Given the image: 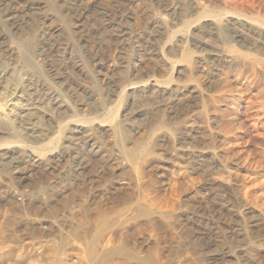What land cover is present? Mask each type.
<instances>
[{
  "label": "rangeland",
  "instance_id": "1",
  "mask_svg": "<svg viewBox=\"0 0 264 264\" xmlns=\"http://www.w3.org/2000/svg\"><path fill=\"white\" fill-rule=\"evenodd\" d=\"M206 1L0 0V264H264V69Z\"/></svg>",
  "mask_w": 264,
  "mask_h": 264
},
{
  "label": "bare ground",
  "instance_id": "2",
  "mask_svg": "<svg viewBox=\"0 0 264 264\" xmlns=\"http://www.w3.org/2000/svg\"><path fill=\"white\" fill-rule=\"evenodd\" d=\"M183 1V0H182ZM187 1V0H186ZM191 1V0H190ZM208 2H210V5L211 3H216L218 1V3H216L215 5H211L213 6V8H208V9H203L199 15H201V17H203V19H205V21H208V26L210 27V24L214 21H217L216 23H218V19L221 20V19H224L223 17L225 16L226 18H228L227 20V23L225 25H223L224 29L228 30L229 32H231V34L233 35V37L237 38V42L240 44V46L242 47L240 49L239 52H237L235 54V56L240 59L241 61H243V63L246 62V64H248L251 68V66L253 65H256V66H259L261 68L262 71L260 72H263V69H264V57H257L256 56H253V51L252 53L249 52V51H246L244 50L245 48L246 49H253L255 46L257 47L258 46V43L261 42L263 39H264V19L260 18V14L264 15V0H258V1H252L250 5H245L244 2L242 0H207ZM206 1V2H207ZM181 2V1H180ZM205 2V3H206ZM191 4H194V3H191ZM196 4V3H195ZM208 6V5H207ZM179 8L175 7L177 9V12H175L176 16H177V20H180L185 18L186 17V11L189 9H187V4L185 5L184 3L181 2V4L178 5ZM193 7V6H192ZM195 9V8H194ZM199 9V8H198ZM190 10V9H189ZM192 10V9H191ZM196 10V9H195ZM194 13V12H193ZM192 14V13H191ZM187 15H188V12H187ZM179 16V17H178ZM190 17V16H189ZM192 17V16H191ZM263 17V16H262ZM200 18V17H198ZM202 19V18H201ZM165 20V19H164ZM1 21V20H0ZM157 21V20H156ZM161 21V19H160ZM189 19L187 20L186 18L181 22L186 25L188 23ZM195 21V20H194ZM200 21V20H199ZM223 21V20H221ZM221 21H219L221 23ZM225 21V20H224ZM159 22V21H158ZM162 22V21H161ZM160 22V23H161ZM179 22V21H178ZM173 23V22H172ZM158 25V24H157ZM162 25V24H161ZM165 25V24H164ZM170 25V24H169ZM179 25V24H178ZM173 26V25H171ZM202 26V24H201ZM219 26V24H218ZM165 27V26H164ZM189 27V26H187ZM207 27V26H206ZM212 27V26H211ZM222 27V29H223ZM239 27H243L245 28L247 31H248V35L247 37L245 36H242L240 29ZM163 28V27H162ZM174 28V26H173ZM172 28V29H173ZM201 28H204V27H201ZM154 30L155 29V26L153 27ZM152 29V30H153ZM166 29V28H164ZM168 29V28H167ZM166 29V30H167ZM206 29V28H204ZM216 29V28H215ZM214 29V30H215ZM221 29V28H219ZM239 29V30H238ZM149 30V29H148ZM175 30V29H174ZM172 30V31H174ZM187 32L188 29H186ZM210 30V28H209ZM213 30V29H212ZM183 31V30H182ZM153 32V31H152ZM155 32V31H154ZM153 32V33H154ZM160 32V31H159ZM168 32V31H167ZM171 32V31H170ZM212 32V31H211ZM7 33V32H6ZM152 33V34H153ZM156 33V32H155ZM161 33V32H160ZM174 33V32H173ZM190 33V32H189ZM193 33V32H192ZM190 33V35L192 34ZM158 34V33H157ZM162 34V33H161ZM183 34V32H182ZM187 34V33H186ZM244 34V33H243ZM160 35V34H159ZM172 35H175V34H172ZM184 35V34H183ZM154 36V35H153ZM158 36V35H157ZM164 36V35H163ZM167 36V34L165 35ZM170 36V35H169ZM186 35H184L185 37ZM187 36H189L187 34ZM156 37V36H155ZM180 37V36H179ZM164 38V37H162ZM170 38V37H169ZM167 37V39H169ZM189 38V37H187ZM193 38V36H192ZM261 38V39H260ZM158 39V38H157ZM182 39V38H181ZM259 39V40H257ZM15 40V39H14ZM189 40V39H187ZM193 40V39H192ZM161 41V40H160ZM159 41V42H160ZM180 41V40H179ZM183 41V40H182ZM191 41V40H190ZM17 42V41H16ZM23 42V41H22ZM197 42V41H196ZM258 42V43H257ZM263 42V41H262ZM167 43V42H166ZM198 43V42H197ZM192 44L195 45L194 47H196V43L195 41H192ZM238 44V45H239ZM23 45V44H22ZM161 45V44H160ZM163 45V44H162ZM263 45V44H262ZM19 46V45H18ZM158 46V45H157ZM156 46V47H157ZM199 46V45H198ZM264 46V45H263ZM22 47V46H21ZM158 47H161V46H158ZM184 47V46H183ZM193 47V46H192ZM239 47V46H238ZM237 47V48H238ZM169 48V47H168ZM182 48V47H181ZM191 48V47H190ZM190 48H183L182 50V61L184 62H189L191 61L190 58H191V50ZM230 48V47H229ZM227 48V49H229ZM258 48V47H257ZM157 49V48H156ZM180 49V47H179ZM178 49V50H179ZM224 49V48H223ZM222 49V50H223ZM226 49V48H225ZM226 49V50H227ZM172 50V49H171ZM203 50V49H202ZM255 50V49H253ZM261 50V49H260ZM259 50V51H260ZM199 51V50H198ZM230 51V49H229ZM227 52L228 53H231L230 52ZM233 51V49H232ZM236 51V50H235ZM33 52V51H32ZM178 52V51H177ZM210 52L214 55V54H220L219 51H214V50H210ZM223 51H221L222 53ZM225 52V50H224ZM157 53V52H156ZM255 53V52H254ZM258 53V52H257ZM256 53V54H257ZM263 53V52H261ZM28 54V53H27ZM226 54V56H227ZM224 55V54H223ZM229 55V54H228ZM231 55V54H230ZM228 57V56H227ZM234 57V56H233ZM229 58V57H228ZM235 59V58H234ZM233 59V60H234ZM237 59V60H238ZM235 60V62L237 61ZM181 61V60H180ZM166 63V62H165ZM187 64V63H186ZM245 64V65H246ZM239 65V64H238ZM244 65V66H245ZM174 67V66H173ZM241 67V66H240ZM263 67V69H262ZM246 69H248L247 67H244ZM258 68V70L260 69ZM249 70V69H248ZM254 70V69H253ZM257 70V71H258ZM253 72V71H252ZM168 84V83H166ZM224 88V87H223ZM222 88V89H223ZM220 89V88H219ZM220 89V90H222ZM224 91V90H222ZM219 92V91H218ZM121 93V92H120ZM121 95V94H120ZM195 95V94H194ZM115 125V123H114ZM118 127V126H117ZM114 129V128H113ZM18 140V139H17ZM16 141V140H15ZM21 141V140H20ZM17 142V141H16ZM145 146H143L144 148ZM142 148V147H141ZM146 150V148L144 149ZM135 151V150H134ZM37 153V152H36ZM136 155V154H135ZM144 215V214H143ZM94 230V229H93ZM99 233V232H98ZM88 241V240H87ZM94 248V247H93ZM108 253V252H107ZM44 256V255H43ZM52 256V255H51Z\"/></svg>",
  "mask_w": 264,
  "mask_h": 264
}]
</instances>
